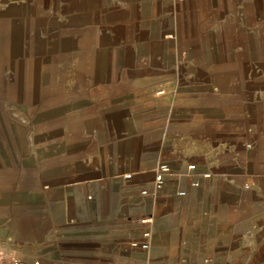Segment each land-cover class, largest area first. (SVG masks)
Here are the masks:
<instances>
[{"label":"crops","instance_id":"obj_1","mask_svg":"<svg viewBox=\"0 0 264 264\" xmlns=\"http://www.w3.org/2000/svg\"><path fill=\"white\" fill-rule=\"evenodd\" d=\"M52 7L89 19L84 29L99 21L91 32L99 39L86 50L84 94L39 105L36 111L54 116V123L44 129L41 146L15 160L24 187L15 202L25 204L16 214L18 257L29 264H138L131 245L137 221L130 0ZM106 55L110 63L101 65ZM4 170L0 157V177ZM5 202L0 197V207Z\"/></svg>","mask_w":264,"mask_h":264},{"label":"rangeland","instance_id":"obj_2","mask_svg":"<svg viewBox=\"0 0 264 264\" xmlns=\"http://www.w3.org/2000/svg\"><path fill=\"white\" fill-rule=\"evenodd\" d=\"M66 3L68 0H0V157L5 163L0 197L6 200L0 218L7 219L0 226V264H9L12 257L27 263L18 257L22 233L17 230L16 214L25 204L15 202L20 201L19 191L24 188L23 178L14 175L15 160L41 146L44 129L55 120L36 109L57 97L84 94L82 90L89 84L81 70L86 66V50L92 48L90 41L98 38L91 32L98 30L99 21L93 18L94 28L85 30L89 19L85 22L69 11L52 10V6ZM93 50L95 55L99 53L97 46ZM108 56L101 65L110 63ZM124 56L120 62L127 60Z\"/></svg>","mask_w":264,"mask_h":264},{"label":"built area","instance_id":"obj_3","mask_svg":"<svg viewBox=\"0 0 264 264\" xmlns=\"http://www.w3.org/2000/svg\"><path fill=\"white\" fill-rule=\"evenodd\" d=\"M126 177L130 178V175H127ZM131 245L137 249V240L133 241L131 243ZM9 264H28V263H26L24 260H21L19 258L12 257L9 260ZM34 264H40V263L39 262H35Z\"/></svg>","mask_w":264,"mask_h":264},{"label":"bare ground","instance_id":"obj_4","mask_svg":"<svg viewBox=\"0 0 264 264\" xmlns=\"http://www.w3.org/2000/svg\"><path fill=\"white\" fill-rule=\"evenodd\" d=\"M1 104V103H0Z\"/></svg>","mask_w":264,"mask_h":264}]
</instances>
